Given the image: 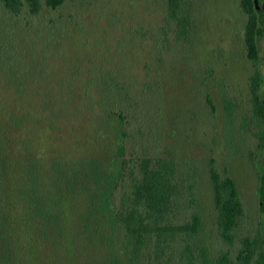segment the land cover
Masks as SVG:
<instances>
[{
	"label": "trees",
	"instance_id": "16d2710c",
	"mask_svg": "<svg viewBox=\"0 0 264 264\" xmlns=\"http://www.w3.org/2000/svg\"><path fill=\"white\" fill-rule=\"evenodd\" d=\"M67 1L0 0V264H27L30 240L47 258L42 264H59L52 258L56 248L63 253L67 242L74 254H82L104 226L123 233L124 261L114 258L112 264H251L260 237L242 236L234 256L230 250L210 251L203 239L202 216L194 206L193 183L179 182L174 160L152 154L126 157L128 111L140 115L142 127L151 129L146 119L163 117L161 108L171 97L166 83L161 101L168 96L158 107L143 99L147 90L159 91L160 81L168 76L154 65L163 62L160 56L166 47L130 25L126 29L121 14L110 17L108 29L104 17L91 20L87 30L76 13L62 19L50 16ZM162 1L167 23L175 28L174 47L183 49L193 41L188 2ZM239 1L250 18L244 33L249 59L254 55V11L251 0ZM119 27L148 48L141 83H131L128 72L109 64L119 47L110 35H118ZM95 54L109 70L99 77L88 72ZM31 55L47 59L45 71H37L44 60L30 63ZM178 58L182 61L184 56ZM16 59L22 63L23 77L13 82L11 65ZM250 82V104L258 122L255 136L262 151L264 105L258 83ZM205 101L213 113L210 93H205ZM111 122L115 125L108 128ZM136 140L144 148L150 145L143 132ZM48 148L52 151L45 154ZM208 174L215 226L232 247L243 216L237 185L227 174L221 176L213 161ZM262 183L258 193L264 197ZM261 263L262 259L256 262Z\"/></svg>",
	"mask_w": 264,
	"mask_h": 264
},
{
	"label": "rangeland",
	"instance_id": "374dc122",
	"mask_svg": "<svg viewBox=\"0 0 264 264\" xmlns=\"http://www.w3.org/2000/svg\"><path fill=\"white\" fill-rule=\"evenodd\" d=\"M187 2L192 12L193 41L179 50L174 47L175 28L172 23H167L162 0H68L62 9L57 13H50V16L62 19L70 13H76L83 21V28L87 30L91 20L98 22L104 17L108 22V26H105L108 29L111 25L110 17L121 14L126 20V29L130 25L132 29H138L139 34H149L158 46L166 47V51L160 56L163 62L154 65L159 67L158 72H167V80L160 81L159 91L155 90L153 93V90H147V97L143 99L158 107L160 102L167 99L168 95L161 101V96L166 92V83L169 88L167 94L171 97L168 96L169 101L161 108L163 117L146 119L148 125L153 127L151 129L142 127L143 119L140 115L133 116L134 113L128 111L130 116L126 128L130 136L126 141V157L133 159L142 154H152L174 160L179 182L182 180L185 185L193 183L195 192L193 191L192 198L195 208L202 216L203 239L208 248L212 253L230 250L234 256L240 248L239 239L242 236L259 238L262 234L258 226L257 170L250 159L257 145L255 131L258 129V122L250 104V81L255 74V67L246 56L244 44L248 15L243 11L239 0ZM68 32L72 34L69 30ZM118 32V35L117 31L110 35V41L117 42L119 47L109 64L116 66L121 73L128 72L132 78L131 83L135 84L140 79V70L145 63L148 48L142 40L132 41L129 31L122 27H119ZM263 39L259 40L261 46L264 45ZM164 41L166 42L163 43ZM144 42L149 44L146 39ZM102 45H105L104 40ZM75 54L78 59L79 53L75 51L74 58ZM178 56H184L183 60ZM28 59L30 63L43 59L44 62L37 67V71L46 70L45 57L31 55ZM94 61L89 66V73L99 77L109 71L99 54L94 55ZM11 68L12 81H20L23 77L21 61L16 59ZM56 77L60 78L61 74L57 73ZM126 79L129 81L127 77ZM89 84L93 85L91 82ZM135 87V91L140 89L137 85ZM205 93L211 94L215 108L213 113L205 101ZM114 125L111 122L108 128ZM140 132L149 137L150 145L147 148L136 140ZM108 135L111 140L110 134ZM80 140H84V136ZM57 149L59 155H62L60 147ZM108 150L107 143L105 155ZM51 151L48 148L44 153ZM211 161L215 163L221 176L227 174L234 179L243 205V216L239 227L234 230L236 239L232 247L222 241L214 222L215 212L211 203L208 174ZM80 162L76 158L74 163L78 165ZM96 239L82 254H74L66 242L64 252L60 253V248H56L57 252L52 258L59 264H112L114 258L124 261L123 233L120 228L104 226ZM39 247L32 240L28 242L27 264H42L45 258Z\"/></svg>",
	"mask_w": 264,
	"mask_h": 264
},
{
	"label": "flooded vegetation",
	"instance_id": "af4514ba",
	"mask_svg": "<svg viewBox=\"0 0 264 264\" xmlns=\"http://www.w3.org/2000/svg\"><path fill=\"white\" fill-rule=\"evenodd\" d=\"M252 2V8L254 11V19L251 20L253 25V37H254V55L252 58H249L250 61L253 62L255 67V74L253 75L252 79L256 80L258 83V96L259 99L263 102L264 105V45L261 46L259 40L264 38V25L262 26L258 21V13L254 6V1ZM259 8H261L264 4V0H257ZM253 18V17H252ZM250 18L248 17V20ZM260 31V32H259ZM256 34L258 35L256 38ZM264 40V39H263ZM251 84V82H250ZM251 97V94H250ZM259 140L257 141L256 149L251 155V161L254 164V168L257 170V196H258V226L260 228V241L256 248V256L253 258L251 264H256L259 259H262V263L264 264V197L259 195L258 189L262 186V181L264 180V150L258 151ZM263 198V199H261ZM263 203V214H260V207Z\"/></svg>",
	"mask_w": 264,
	"mask_h": 264
},
{
	"label": "water",
	"instance_id": "95a60500",
	"mask_svg": "<svg viewBox=\"0 0 264 264\" xmlns=\"http://www.w3.org/2000/svg\"><path fill=\"white\" fill-rule=\"evenodd\" d=\"M253 1H254V6L256 8V11L258 13V21L263 26L264 25V4L261 8H259L257 0H253ZM260 214H263V203L260 207Z\"/></svg>",
	"mask_w": 264,
	"mask_h": 264
}]
</instances>
